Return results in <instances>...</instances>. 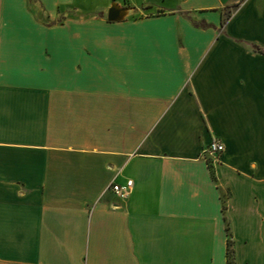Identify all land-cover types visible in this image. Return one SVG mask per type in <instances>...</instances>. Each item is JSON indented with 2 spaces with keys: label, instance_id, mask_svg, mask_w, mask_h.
Wrapping results in <instances>:
<instances>
[{
  "label": "crops",
  "instance_id": "crops-1",
  "mask_svg": "<svg viewBox=\"0 0 264 264\" xmlns=\"http://www.w3.org/2000/svg\"><path fill=\"white\" fill-rule=\"evenodd\" d=\"M113 3L0 0V264H264V0Z\"/></svg>",
  "mask_w": 264,
  "mask_h": 264
},
{
  "label": "built area",
  "instance_id": "built-area-1",
  "mask_svg": "<svg viewBox=\"0 0 264 264\" xmlns=\"http://www.w3.org/2000/svg\"><path fill=\"white\" fill-rule=\"evenodd\" d=\"M225 146L223 142L216 136H212L209 144L205 148L204 152L207 158L213 162L219 161ZM133 186V181L128 180L125 184L114 183L110 186L111 190L119 195H126Z\"/></svg>",
  "mask_w": 264,
  "mask_h": 264
},
{
  "label": "trees",
  "instance_id": "trees-1",
  "mask_svg": "<svg viewBox=\"0 0 264 264\" xmlns=\"http://www.w3.org/2000/svg\"><path fill=\"white\" fill-rule=\"evenodd\" d=\"M225 23H226V19H224L222 21V27L225 26ZM249 47L251 48L252 51L254 52H258V53H264V48L256 45V44H248ZM208 166L210 168V170L212 171V175L214 176L213 174V165L211 164L210 160H208ZM229 230V226L227 228ZM234 243H233V240L230 236V233H229V237H228V241H227V247H226V260H227V264H236V261H235V250H234V247H233Z\"/></svg>",
  "mask_w": 264,
  "mask_h": 264
},
{
  "label": "water",
  "instance_id": "water-1",
  "mask_svg": "<svg viewBox=\"0 0 264 264\" xmlns=\"http://www.w3.org/2000/svg\"><path fill=\"white\" fill-rule=\"evenodd\" d=\"M125 9L126 8H122L118 4H113V6L108 10L107 19L109 21L119 20L122 17Z\"/></svg>",
  "mask_w": 264,
  "mask_h": 264
},
{
  "label": "rangeland",
  "instance_id": "rangeland-1",
  "mask_svg": "<svg viewBox=\"0 0 264 264\" xmlns=\"http://www.w3.org/2000/svg\"><path fill=\"white\" fill-rule=\"evenodd\" d=\"M114 1V3L113 4H118L120 7H122V8H128V6H126V5H120L119 3H118V0H113ZM231 11V9H226V13H229ZM108 13V12H107ZM107 13L105 14V16H106V19H107ZM108 20V19H107ZM109 21V20H108ZM117 21V20H116Z\"/></svg>",
  "mask_w": 264,
  "mask_h": 264
}]
</instances>
